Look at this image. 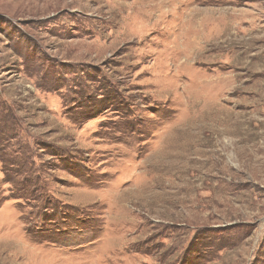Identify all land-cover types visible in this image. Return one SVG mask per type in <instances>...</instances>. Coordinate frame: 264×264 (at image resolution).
<instances>
[{
	"label": "rangeland",
	"instance_id": "374dc122",
	"mask_svg": "<svg viewBox=\"0 0 264 264\" xmlns=\"http://www.w3.org/2000/svg\"><path fill=\"white\" fill-rule=\"evenodd\" d=\"M263 23L264 0H0V264H264Z\"/></svg>",
	"mask_w": 264,
	"mask_h": 264
},
{
	"label": "crops",
	"instance_id": "0c3cea01",
	"mask_svg": "<svg viewBox=\"0 0 264 264\" xmlns=\"http://www.w3.org/2000/svg\"><path fill=\"white\" fill-rule=\"evenodd\" d=\"M262 42L261 46H258V44L255 47H252L250 50V56L252 57V60L247 57L246 64L249 65L253 64L255 60H258V58L261 57V64L260 66L257 64V62H254L253 66L249 69L252 73V77L246 78L244 85H246L248 93L253 95L255 97V94L263 93L264 94V23L262 24ZM260 54V56L257 54Z\"/></svg>",
	"mask_w": 264,
	"mask_h": 264
},
{
	"label": "bare ground",
	"instance_id": "6f19581e",
	"mask_svg": "<svg viewBox=\"0 0 264 264\" xmlns=\"http://www.w3.org/2000/svg\"><path fill=\"white\" fill-rule=\"evenodd\" d=\"M204 1H208V0H204ZM194 12H196L197 13V10L196 9H194L193 10ZM207 12H210V10H203V16H202V20H198L199 21V23L197 22V24L199 25H204V27H206V29H207V26L211 23V19H212V16H210V13L209 14H207ZM196 24V25H197ZM140 26V25H139ZM145 26V25H144ZM185 27V25H184V23L182 24H180L179 23V29H182V33H181V35H185L186 37H188V34L189 33H184L183 32V30L185 29L184 28ZM194 27V26H193ZM134 28V27H133ZM143 28V27H142ZM138 29V28H137ZM140 29V28H139ZM198 31L196 30V34H194L193 36H192V43H193V48H194V50H196L197 49V47H198V33H197ZM188 52H190V51H188ZM192 52V51H191Z\"/></svg>",
	"mask_w": 264,
	"mask_h": 264
}]
</instances>
